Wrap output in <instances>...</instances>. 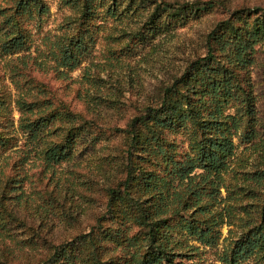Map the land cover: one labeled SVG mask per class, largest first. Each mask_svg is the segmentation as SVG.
Listing matches in <instances>:
<instances>
[{"label":"rangeland","instance_id":"374dc122","mask_svg":"<svg viewBox=\"0 0 264 264\" xmlns=\"http://www.w3.org/2000/svg\"><path fill=\"white\" fill-rule=\"evenodd\" d=\"M87 1L91 13L82 17ZM39 2L46 14L36 5L22 13L19 0H0V199L8 207L0 210V264H37L55 246L88 233L107 210L108 190L127 177L130 121L207 55L209 36L219 24L243 26L264 15V0H137L134 5L127 0L120 6L113 0ZM14 23L23 45L6 55L1 41ZM63 49L73 58V70L63 67ZM254 54L244 73L253 117L250 125L243 118L233 137L226 188L209 206L211 213L225 216L220 240L210 248L185 236L184 252L196 248L193 259L177 262L221 264L220 253L241 233L243 210H257L262 200L264 185H255L254 174L264 172V39ZM23 102L32 111H21ZM236 106L231 103L228 113ZM39 118L44 127L33 138L22 124ZM163 135L173 144L175 162L192 154L194 136L187 130ZM68 137L70 160L46 166L44 149L66 144ZM110 255L119 260L125 252L112 249ZM245 264L260 262L254 257Z\"/></svg>","mask_w":264,"mask_h":264},{"label":"trees","instance_id":"16d2710c","mask_svg":"<svg viewBox=\"0 0 264 264\" xmlns=\"http://www.w3.org/2000/svg\"><path fill=\"white\" fill-rule=\"evenodd\" d=\"M113 1L120 6L127 0ZM135 1L128 0L127 4L134 5ZM90 2L82 6V17L91 13ZM35 5L41 14L47 13L39 0H19L22 13ZM16 27L14 23L9 36L1 41L3 54L17 53L23 45ZM262 39L264 15L243 26L219 24L209 36L207 55L189 65L160 92L153 106L130 121L127 177L118 188L108 190L107 210L88 233L55 246L50 256L37 264H120L121 260L125 264H185L177 259L191 261L196 249L188 248L189 254H185V236L202 246L216 247L225 216L211 213L209 206L226 188L224 175L234 155L233 137L243 128V118L250 125L253 117L252 91H248L249 78L244 73L253 65L256 45ZM62 53L63 67L73 70L69 50ZM231 103L237 104L234 113H228ZM18 106L21 111H32L24 102ZM44 122L40 118L29 120L22 128L36 138ZM182 130L194 136L190 144L193 155L175 162L170 155L173 144H168L163 134ZM70 143L68 137L66 144H49L42 158L46 166L69 161ZM254 175L255 185L263 186L264 172ZM3 198L0 210H8ZM53 199L55 202L58 197ZM46 206L52 209L51 202ZM243 213L241 233L220 253L221 264H245L254 257L264 264V194L257 210ZM229 215L236 217L235 212ZM112 249L125 255L114 259Z\"/></svg>","mask_w":264,"mask_h":264}]
</instances>
